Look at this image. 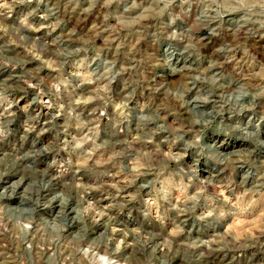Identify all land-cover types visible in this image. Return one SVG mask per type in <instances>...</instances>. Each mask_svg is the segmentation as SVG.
<instances>
[{
  "label": "rangeland",
  "instance_id": "rangeland-1",
  "mask_svg": "<svg viewBox=\"0 0 264 264\" xmlns=\"http://www.w3.org/2000/svg\"><path fill=\"white\" fill-rule=\"evenodd\" d=\"M0 264H264V0H0Z\"/></svg>",
  "mask_w": 264,
  "mask_h": 264
}]
</instances>
